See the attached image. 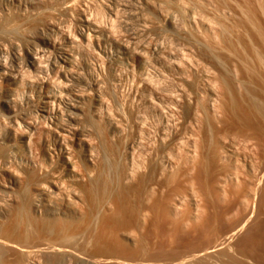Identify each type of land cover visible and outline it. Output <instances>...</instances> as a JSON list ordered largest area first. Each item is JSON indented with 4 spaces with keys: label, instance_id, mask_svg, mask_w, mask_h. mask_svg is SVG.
Listing matches in <instances>:
<instances>
[{
    "label": "rangeland",
    "instance_id": "1",
    "mask_svg": "<svg viewBox=\"0 0 264 264\" xmlns=\"http://www.w3.org/2000/svg\"><path fill=\"white\" fill-rule=\"evenodd\" d=\"M9 1H0V14L5 15H0L4 21L0 19V28L5 20H12L9 15L13 14L10 18H15L14 21L17 19L13 17L18 13L17 4ZM24 1L20 0L22 12L28 9L24 17L30 19L29 24L37 22L31 27L28 22L19 26L22 21L17 19L19 30L24 29L20 33L30 30L31 36L26 31L24 36L15 35L16 38L12 35L14 39L10 37L9 40L15 45L17 42L13 40L18 39L19 43L24 37L23 44L20 42L15 46L17 53L21 50V57L19 53L16 55L26 72L29 68L25 67V44L30 45L28 48L34 44V49L29 50L37 52L36 57L43 61L40 63L37 59L38 63L43 66L30 68L25 76L17 64L9 63L10 44L0 41V60L3 63L9 60L5 64L6 70L10 72L13 67L15 71L12 69L11 74L17 72L19 79L22 75L27 78L22 80L38 78H33L29 84L31 90L36 91L28 92L27 100L22 96L18 100L21 109L18 105L15 109L12 102L9 108L0 103V121L4 120L1 124H6L3 118L10 116L12 110L14 113L18 110L16 114L20 118L33 122L43 107L37 98L38 88L51 81L54 92L62 97V103L65 102L59 107L53 106V111L50 109L49 119L57 110L55 114L64 116L62 125L73 132L75 125L66 124L70 117L67 109L73 99H77L75 103L78 104L82 101L79 104L82 110L75 104L82 115H75L82 118L84 114L86 121H77L82 120L80 124L84 121L86 129L89 125L94 127L92 129L98 135L88 138L95 147L88 165L98 164L92 167L93 171L99 163L102 166L91 180L84 179L75 186L60 184L59 194L49 181L45 180L39 187L36 182L27 181L19 165L15 164L17 173L13 180L3 172L1 177L3 175L4 179L0 177V240L11 247L0 244V264H82L84 260L97 264H264V0H76L79 5L70 0L68 5L71 3V7L66 4L67 0H53V3L49 0L55 6L52 7L54 10L77 5L75 17L82 14L80 18L83 15L92 18V29L97 30L91 32V43L86 41L91 45L89 48H85L86 43L80 38L83 28L77 22L79 17L69 18L70 21L75 18L76 22L72 20L73 29H70L67 27L71 23L69 20V23L65 20L64 25L63 20L58 23L64 15L60 18L58 13L55 16L57 12L52 9L54 15L44 13L46 6L48 10L45 11L50 10L48 0H27L32 2L26 5ZM33 2H41V6ZM111 2L114 5L111 6ZM113 6H118L115 20L116 14L110 17V12H115ZM28 7L37 11L30 12ZM81 7L90 14L83 12ZM35 11L39 12L38 17H34L37 16ZM41 12L51 15L50 18L55 16L58 25H63L61 30L72 34L63 33L62 36L54 17L51 21L46 16L47 21L53 23L49 21L50 25H55L50 28L52 34L50 30L48 32L45 24L44 28L41 26V20L45 18L41 17L45 16ZM17 20L11 22L16 27ZM38 22L41 25L38 26ZM27 25L30 28L25 29ZM99 26L110 31L117 42L99 35ZM56 28L60 32L55 34L56 38H51ZM74 29L80 30L76 36ZM58 33L66 40L72 38L73 33L80 38L82 47L75 38L73 44L62 40L66 49L75 46V51L71 49L74 55L80 48H85L78 51L76 59L72 51L64 48V52L75 59L66 66L70 72L59 71L62 69L59 63L58 69H50L53 62L48 60L57 62L60 58L57 54L56 59V53L49 47L51 42L62 45ZM94 33L102 39L96 40ZM96 41L105 43L101 45ZM110 42H113L112 46ZM121 46L127 47L129 52ZM117 59H121V63ZM35 73L41 75L37 77ZM55 74L60 77L56 78ZM54 77L56 83L52 81ZM67 77L70 85L66 84ZM61 78L64 87L59 85ZM69 92L71 97L67 96ZM95 98H102L101 103ZM63 113L68 114V118ZM37 118L35 122H38ZM18 177L24 181H17ZM12 181H17L18 185ZM49 189L53 190L50 196ZM49 197L52 203L64 198L71 208L61 204L53 215L44 208L45 202L41 200H49ZM57 249L62 252L58 253Z\"/></svg>",
    "mask_w": 264,
    "mask_h": 264
},
{
    "label": "bare ground",
    "instance_id": "2",
    "mask_svg": "<svg viewBox=\"0 0 264 264\" xmlns=\"http://www.w3.org/2000/svg\"><path fill=\"white\" fill-rule=\"evenodd\" d=\"M1 1V0H0ZM4 1H6V0H4ZM14 2V3H16L15 5L17 6V11H18V13L16 14V16H15V14H14V16L13 17H16L17 19H19V20H21L20 22L22 23V24H19V21H18V23L16 24L17 25V27L16 26H14L15 24H12L13 22H15L13 19H15V18H10L11 16L8 14L10 11H11V9H14V8H11L10 9V11H8V15H9V19H12V20H5V24H3L2 22H1V24H3L2 25V27L0 28V41H6V43L8 42V44H10V46L9 47H11V48H9V47H7V48H9L10 50H11V56H10V61L9 60H7V61H9V63H11L12 64V66L13 65H16L17 64V66H19L20 67V64L18 63V56L16 55V51H17V47L16 46H18V44L20 43V42H22V40L24 41V37H23V39L21 38L20 40V42L18 43V39L16 40H13L14 39V37L12 36V35H16V36H19V37H22V35L24 36L25 35V32L27 31H24V34H21V33H23V28H22V26L20 27V28H22L23 30H19V26L20 25H23V23H24V25H26L25 23H27L28 22V24H29V18H27V16L26 17H24V15H25V12H27L28 11V9L26 10V11H23L22 12V9H21V7H20V5H21V3H20V0H10L9 2ZM22 1V0H21ZM27 1V0H26ZM26 1H24L23 3L26 5V3H29V2H32V1H29V2H26ZM55 1V0H54ZM57 1V0H56ZM80 1V0H79ZM78 1V2H79ZM45 2V1H44ZM46 2H50L49 0L48 1H46ZM69 2H71L70 0H67V2H66V4L68 5V3ZM74 3H76V0L75 1H73ZM72 2V3H73ZM76 3L77 5H79L80 4V2L79 3ZM82 2V1H81ZM84 2V1H83ZM7 3V2H6ZM20 3V4H19ZM34 3H36L37 5L39 4V3H41V2H33V4ZM48 3H46V4H48ZM52 3H53V0H52ZM57 4H58V6H59V1L58 2H56ZM56 3H55V5H56ZM62 3V2H61ZM115 3V5L117 4L116 2H114ZM45 4V5H46ZM50 4H51V2H50ZM49 4V6L51 7H49V11L48 12H46L48 9H47V6H46V8H45V10H44V13H49V12H51V14H53V11H51V9L52 10H54L52 7H55V6H52V4L50 5ZM76 4H74V6L76 5ZM5 5V4H4ZM7 5H8V3H7ZM14 5V4H13ZM28 6H29V4H27ZM40 5V4H39ZM42 5H43V3H42ZM54 5V4H53ZM63 6H64V4H62ZM62 5H60V6H62ZM76 5V7L75 8H70V9H75L74 11H72V10H70L68 7H65L64 6V8L63 7H58L59 9L58 10H54V12L56 13L57 12V14H55V16H57L58 15V13L60 14V15H58L59 17L62 15H64V18H62V19H59V18H57V19H59L58 20V23H59V21H64V23H63V25L65 24V20H67V22H68V20H69V18L71 19V17H75V15L73 14L74 12H76V8L78 9V6ZM87 5V4H86ZM112 5H114L113 4V2H111V6ZM34 7L36 6V5H33ZM41 6V5H40ZM68 6H73V5H71V3L68 5ZM85 6V5H84ZM88 6V5H87ZM86 6V7H87ZM5 7V6H4ZM7 7V6H6ZM5 7V8H6ZM25 7V6H24ZM32 7V6H31ZM38 7V6H37ZM37 7H35V8H37ZM43 7V6H42ZM42 7H38V8H42ZM90 7V6H89ZM113 7H115V6H113ZM8 8H10V7H8ZM29 8V7H28ZM57 8V7H56ZM63 8V9H62ZM80 8V7H79ZM83 7H81V9H82ZM109 8V7H108ZM107 8V9H108ZM118 9V6L117 7H115L114 8V10L115 9ZM15 9H16V7H15ZM14 9V10H15ZM33 9V8H32ZM80 9V10H81ZM89 9H91V7L89 8ZM88 9V10H89ZM107 9H106V11H107ZM110 9V8H109ZM108 9V10H109ZM116 9V10H117ZM29 10H30V8H29ZM34 10H36L37 11V9H33V10H30V12L31 11H34ZM39 10V9H38ZM83 10V12H85L84 11V9H82ZM86 10V9H85ZM87 10V11H88ZM116 10H115V12L114 11H111L110 12V17L112 18L113 16H114V14H116L117 12H116ZM35 11V12H36ZM39 11H41V10H39ZM93 11V10H92ZM105 11V12H106ZM13 12V11H12ZM11 12V13H12ZM71 12V13H70ZM79 12V11H78ZM81 12V11H80ZM114 12V13H113ZM14 13V12H13ZM28 13V12H27ZM39 13V12H38ZM37 12H36V14H37V16H34V17H38V14ZM41 13H43V12H41ZM40 13V14H41ZM43 13V14H44ZM86 14L87 13H89V12H85ZM84 13V14H85ZM99 13H101V11L99 12ZM104 13V12H103ZM107 13V12H106ZM24 14V15H23ZM30 14V13H29ZM29 14H26V15H29ZM35 14V15H36ZM70 14H73V15H70ZM76 14V13H75ZM80 14V13H79ZM90 14V13H89ZM91 14H92V12H91ZM1 15V14H0ZM32 15H34V12H33V14ZM45 16H43V15H41V17H45L44 19H46V20H44L43 18H42V20H41V22H43V24L41 25V23L39 24V22H38V26L39 25H41L42 27L44 26V24H45V26L44 27H46L47 29H48V32H49V30H50V28H54L55 27V25H53V26H51L50 25V22L52 21L51 19H52V17H54L53 18V20L55 19V16H53L52 15V17L50 18V16H48V14H44ZM97 15H102V14H98L97 13ZM105 15V14H104ZM2 16V15H1ZM46 16H48L49 17V19L51 20H49V21H47V19H48V17L46 18ZM66 16V17H65ZM68 16H70V17H68ZM81 16H82V14H81ZM80 16V17H81ZM87 16V15H86ZM89 16V15H88ZM87 16V17H88ZM116 17L114 18V20L117 18V14L115 15ZM2 17H5V15L4 16H2ZM28 17H32L31 19H34L33 18V16H28ZM68 17V18H67ZM77 17H79V15L77 14L76 15V17L75 18H77ZM79 17V18H80ZM87 17H85V15H83V17L82 18H77V19H79L77 22H79V24H80V26H82V28L83 29H81L82 31H83V33H80L81 35H80V38L82 39V42H85L84 44V46H86L85 48H89V46H91L90 45V43H91V41H89L90 39V37H93L92 35H91V32H94L95 30L94 29H96L95 27H94V29H92L93 27V24L91 25V21L90 20H92V18L89 16L88 18H89V20H88V18ZM98 17V16H97ZM96 16H95V18H97ZM100 17V16H99ZM108 17V16H107ZM7 18H8V16H7ZM40 18V17H39ZM39 18H38V20H39ZM61 18V17H60ZM65 18H67V19H65ZM75 18H74V20H75ZM91 18V19H90ZM103 18H104V16H103ZM0 19H2V18H0ZM6 19V18H5ZM76 19V20H77ZM94 19V18H93ZM98 19V18H97ZM110 19V18H109ZM35 20V19H34ZM37 20V19H36ZM73 20V19H72ZM72 20L70 21L71 23H70V25L73 23V22H75L74 20H73V22H72ZM113 20V21H114ZM2 21H3V19H2ZM13 21V22H12ZM40 21V20H39ZM56 21V22H55ZM96 21V24H98L97 22V20H95ZM94 21V22H95ZM4 22V21H3ZM12 22V23H11ZM37 22V21H36ZM36 22H32L33 23V25L35 26V23ZM54 22H55V24H57V26H59L58 25V23H57V20H54ZM66 22V24H68ZM112 22V21H111ZM16 23V22H15ZM32 23L31 24H29L30 25V27H31V25H32ZM52 23V22H51ZM61 24H62V22H60ZM18 24H19V26H18ZM53 24V23H52ZM75 24H76V22H75ZM75 24H73V25H75ZM78 24V23H77ZM79 24H78V26H79ZM32 25V26H33ZM36 25V26H37ZM62 25V26H63ZM67 26V27H70V29H73V28H71L72 27V25L71 26ZM94 25H95V23H94ZM37 26V27H38ZM61 26V27H62ZM98 26V25H97ZM29 26L27 25L26 27H25V29L26 28H28ZM29 27V28H30ZM41 27V28H42ZM43 27V28H44ZM61 27L59 26V28H60V30H61ZM34 28V27H33ZM59 28H58V30H57V28H56V30H54V32L55 33H53L54 34V36H50L51 38H56L55 37V34H57V32H60L59 31ZM74 28H75V26H74ZM77 28V27H76ZM79 28H81V27H79ZM78 28V29H79ZM97 28H99V29H101L100 28V26L99 27H97ZM35 29V28H34ZM33 29V30H34ZM68 29V28H67ZM32 30V29H31ZM36 30H38V28L36 29ZM42 30V29H41ZM52 30V29H51ZM50 30V31H51ZM69 30V29H68ZM67 30V31H68ZM94 30V31H93ZM97 30V29H96ZM20 31H22L21 33H20ZM29 31V35L31 36V31L30 30H28ZM27 31V32H28ZM35 31V30H34ZM43 31H45V30H42L41 32L44 34V35H46ZM62 32H61V34H62V36H63V29L61 30ZM65 31V30H64ZM70 31H72V30H70ZM74 33H75V36L77 35L76 34V32H80V30L79 31H77V30H75L74 29ZM36 32H38V31H36ZM46 32H47V30H46ZM66 32V31H65ZM73 32V31H72ZM69 34V35H71L70 34V32H66V33H64V34ZM74 33H73V36H74ZM99 33V35H101L102 37H104L105 39H109L110 41H112V40H114V42H117V41H115V39H112L113 37H112V34L110 33V31H107V29H101L100 30V32H98ZM28 33H26V35H27ZM49 34V33H48ZM51 34H52V31H51ZM51 34H49V35H51ZM58 34H60V33H58ZM61 34L60 35H58V36H60V38H58V39H61V41L63 40L64 41V43H65V41L66 42H68V43H70V44H73V43H75V39H76V41H78V43H79V39L80 38H76L75 36L73 37L72 36V38H70V37H68L67 38V40H66V38H61ZM94 34H97V33H94ZM29 35H27V36H29ZM79 35V34H78ZM91 35V36H90ZM15 36V37H16ZM26 36V37H27ZM48 36V35H47ZM96 36V35H95ZM95 36H94V38H95ZM10 37H13V39H11V40H13V42H15L16 44V46L15 45H13L12 44V41H10L9 39H10ZM65 37H67L66 35H65ZM102 37L100 38H98V34H97V37H96V40H97V38H98V40L99 39H102ZM17 38V37H16ZM28 38V37H27ZM43 38V37H42ZM42 38H41V40H42ZM45 38V37H44ZM43 38V39H44ZM73 38H75V39H73ZM94 38H91V40L93 39L94 40ZM103 38V41L105 40ZM26 39V38H25ZM40 39V38H39ZM49 39V38H48ZM47 39V40H48ZM133 39V38H132ZM136 39V38H135ZM134 39V40H135ZM27 40V39H26ZM30 40V39H29ZM45 40V39H44ZM50 40V42H51V40L52 39H49ZM92 40V41H93ZM54 41V40H53ZM56 41V40H55ZM57 41H60V40H57ZM63 41L61 42V44L63 43ZM90 42V43H87V42ZM95 41V40H94ZM100 41V40H99ZM136 41V40H135ZM9 42H11V43H9ZM35 42V41H34ZM97 43H100V42H98V41H96ZM105 42H107L106 40H105ZM105 42H103V44L105 43ZM109 42V41H108ZM134 42V41H133ZM133 42H131V43H133ZM2 43V42H1ZM4 43V45L6 44L5 42H3ZM2 43V44H3ZM25 43H27L28 44V42H25ZM39 43V42H38ZM45 43V42H44ZM53 42H51L50 44H51V46H49L50 47V50H52V52L53 53H56V59H57V54H58V58H59V62L57 61H54L55 59H53V60H50L49 59V56L47 57L49 60V63L52 61L53 62V65H52V67L50 66V69L52 70V71H54V70H56V68L58 69V67L56 66V65H58V63H59V68L60 67H62V69H60L59 71H61V70H63V69H66V71H69V70H67V67L66 66H69V65H71V62H72V59H74L76 56V54L78 53V51H79V53H80V49H82V50H85V48H80L79 46L81 45V47L83 46V44L81 43V41H80V45L79 46H76V47H79L77 50V53L74 55L73 53V50L75 51V46H74V49H73V47L71 48V49H73V50H71V49H66L65 47V45H61V46H57V44H59L58 42H57V44H55V43H53ZM67 43V44H68ZM112 43L113 42H110L109 44H111L110 46H112ZM136 43V42H135ZM22 44H23V42H22ZM29 44H31V42L29 43ZM33 44V43H32ZM47 44H48V42H47ZM76 44H77V42H76ZM75 44V45H76ZM88 44V45H87ZM93 44V43H92ZM101 45H103L102 43H100ZM99 44V45H100ZM109 44H106V45H109ZM116 44H119V42L118 43H116ZM130 44V43H129ZM34 45V44H33ZM32 45V46H33ZM35 45H36V43H35ZM44 45H46V44H44ZM56 45V46H55ZM78 45V44H77ZM114 45H115V43H114ZM120 45H123V44H120ZM134 45V44H133ZM26 46H27V48L30 46V45H26L25 44V48H26ZM32 46H31V48H32ZM65 46V47H64ZM70 46H72V45H70ZM93 46V45H92ZM94 46H95V44H94ZM125 46V45H124ZM123 46V47H124ZM1 48H2V45L0 46ZM5 47V49H7ZM22 47V46H21ZM23 47H24V45H23ZM45 47V46H44ZM48 47V48H49ZM97 47V46H96ZM95 47V48H96ZM116 47V46H115ZM115 47H114V49H115ZM118 47V46H117ZM122 46H121V49L123 48ZM134 47H136V46H134ZM23 49V50H25L26 52H25V54H26V57L25 56H23V57H25V67H27V68H29V70H30V68H38V67H41V66H43V65H39V63H38V60L40 61V63H41V59H39V58H37L38 57V54H37V52H35V53H33V52H31L29 49H31V48H28V49ZM36 48V47H35ZM66 50H70V51H72L71 53L74 55V58H72L73 57V55L71 56V54L69 53H65L64 51H65V49ZM94 48V49H95ZM100 48V47H99ZM4 49V48H3ZM2 49V50H3ZM4 49V50H5ZM8 49V50H9ZM32 49H34V47L32 48ZM31 49V50H32ZM39 49V48H38ZM47 49V48H46ZM97 49V48H96ZM105 49V48H104ZM121 49H118V50H121ZM123 49H126V51L127 52H129L128 50H127V47L125 48H123ZM37 50V49H36ZM35 50V51H36ZM41 50L42 49H40L39 51L41 52ZM43 50H44V48H43ZM81 50V51H82ZM100 50V49H99ZM117 50V49H116ZM1 51V50H0ZM19 52L21 51V50H18ZM18 52V53H19ZM23 52V51H22ZM44 52V51H43ZM47 52V51H46ZM46 52H44V53H46ZM51 52V53H52ZM67 52V51H66ZM84 52V51H83ZM82 52V53H83ZM86 52V51H85ZM5 53V52H4ZM17 53V54H18ZM24 53V52H23ZM23 53H22V55H23ZM39 53V52H38ZM78 53V54H79ZM82 53L80 54V55H77V56H81L82 55ZM87 53V52H86ZM120 53V52H119ZM118 53V54H119ZM126 53V52H125ZM7 54H9V53H7ZM42 54V53H41ZM48 54H49V52H48ZM84 55H86L85 53H83ZM88 54V53H87ZM104 54H105V52H104ZM123 54H124V52H123ZM123 54H121V55H123ZM19 55H20V53H19ZM44 55V54H43ZM43 55H40L41 57H45V56H43ZM47 55V54H46ZM50 56H53V55H51V54H49ZM83 55V56H84ZM120 55V56H121ZM4 56H5V54H4ZM37 56V57H36ZM55 56V55H54ZM3 57V56H2ZM1 57V58H2ZM7 57V56H6ZM19 57H21V55L19 56ZM5 58V57H4ZM7 58H9V56L7 57ZM54 58V57H53ZM120 58V57H119ZM21 59V58H20ZM38 59V60H37ZM76 59V58H75ZM74 59V60H75ZM24 60V58L21 60V62ZM43 60H44V58H43ZM117 60H119V59H117ZM121 60V59H120ZM119 60V61H120ZM7 61H6V63H7ZM115 61V60H114ZM122 61V60H121ZM121 61H120V63H121ZM4 62H5V60H4ZM20 62V61H19ZM24 62V61H23ZM23 62H22V65H23ZM43 62V61H42ZM44 62H45V60H44ZM52 62H51V64H52ZM57 63V64H55L54 65V63ZM75 63H76V61H74ZM6 63H3V60H0V103H2L3 105L4 104H6V106L9 108L10 106H9V104H11L10 102H12V106L16 109V107H17V105H18V100L20 99V97L22 96V97H24V98H22V99H28V92L30 93L32 90H34L33 88H32V90H31V87H29L30 85V82L32 81V79L33 78H35V77H32L31 78V81L28 79L27 81L26 80H22L23 78L24 79H27L26 77H23L22 78V76H20V79H19V76L17 77V75L16 74H18L17 72H16V74L14 75L13 73L11 74V70L13 69V67H12V69H11V67H8V68H10L11 70H10V72L8 71V69L6 70V67H5V64ZM47 63V62H46ZM49 63H47V64H49ZM117 63V62H116ZM119 63V64H120ZM19 64V65H18ZM43 64V63H42ZM47 64H46V66H47ZM78 64V63H77ZM114 64V63H113ZM118 64V65H119ZM8 65V64H7ZM21 65V66H22ZM45 65V64H44ZM62 65V66H61ZM73 65V64H72ZM76 65V64H75ZM74 65V66H75ZM82 65V64H81ZM115 65V64H114ZM10 66V65H9ZM17 66H15V67H17ZM45 66V68L47 69V67ZM77 66V65H76ZM83 66V65H82ZM112 66V65H111ZM64 67V68H63ZM71 67V66H70ZM21 68V67H20ZM44 68V67H43ZM48 68H49V66H48ZM71 68H73V66L71 67ZM78 68V67H77ZM17 69H19L18 67H17ZM22 70H24V72H25V74L29 71L28 69H27V72L25 71L26 69H23V68H21ZM20 69V70H21ZM42 69V68H41ZM49 69V71H51ZM69 69V68H68ZM115 69H117V68H115ZM43 70V69H42ZM8 71V72H7ZM15 71V69H13V72ZM31 71V70H30ZM35 71V70H34ZM44 71V70H43ZM46 71V70H45ZM45 71H44V73H45ZM47 71H48V69H47ZM46 71V72H47ZM52 71H51V73H52ZM58 71V70H57ZM64 71V70H63ZM63 71H61V72H63ZM75 71V69L73 70V72ZM20 72V71H19ZM22 72V71H21ZM35 72H39V70H36ZM42 72V71H41ZM60 72V73H61ZM70 72V71H69ZM81 72V71H80ZM32 73V72H31ZM31 73H29V75L31 74ZM53 73H55V72H53ZM76 72H74V74H75ZM24 74V73H23ZM24 74V75H25ZM33 74V73H32ZM58 74H59V72H58ZM58 74H57V76H56V74H55V76H56V78L58 77ZM62 74V73H61ZM64 74V73H63ZM62 74V75H63ZM70 74H72L73 75V73L71 72ZM77 74V73H76ZM79 74H81V73H79ZM19 75V74H18ZM20 75H21V73H20ZM41 75V73L40 74H38V76H40ZM49 75V74H48ZM65 75V74H64ZM68 75V72H67V74H66V76ZM25 76H27V74L25 75ZM34 76H37L36 75V73L34 74ZM37 76V77H38ZM50 76V75H49ZM51 76H52V74H51ZM66 76H65V78H64V76H63V79H66ZM70 76V75H69ZM75 76H77V75H75ZM98 76V75H97ZM111 76V75H110ZM109 76V77H110ZM113 76V75H112ZM42 77H44V76H42ZM60 77V76H59ZM58 77V78H59ZM62 77V76H61ZM71 78H72V76H70ZM74 77V76H73ZM100 77V76H99ZM99 77H98V79H99ZM22 78V79H21ZM55 77H54V79L52 80V81H54L55 79H56ZM68 79H67V85L69 84V82L68 81H70L69 80V77H67ZM101 78V77H100ZM113 78V77H112ZM111 78V79H112ZM116 78V77H115ZM115 78H114V80H115ZM36 79V78H35ZM38 79V78H37ZM36 79V80H37ZM62 79V78H61ZM63 79L61 80L62 82L59 84V85H61V86H63L64 87V83H63ZM75 79H76V77H75ZM109 79V78H108ZM34 80V79H33ZM46 80V79H45ZM49 80H50V78H49ZM80 80H81V77H80ZM83 80V79H82ZM81 80V81H82ZM97 80V79H96ZM101 80V79H100ZM106 79H104L103 81H105ZM29 81V83L28 84H26V82H28ZM59 81V80H58ZM76 81V80H75ZM75 81H73L72 83H74ZM85 81V80H84ZM99 81V80H98ZM98 81H95V82H98ZM113 81V80H112ZM35 81H33V84H35L34 83ZM38 82V81H37ZM36 82V83H37ZM60 82V81H59ZM59 82H57V83H59ZM79 82V81H78ZM86 82V81H85ZM101 82V81H100ZM42 83V82H41ZM49 84H45V83H42L41 85H42V87L40 86H37V87H39L38 88V91H37V94H38V100L41 102L40 104H42L43 105V107H41V109L39 110L40 111V113H38L37 111V113H38V118H37V121L39 122H35L36 121V117L33 119V122H32V120H30V122H29V120H25V119H27V118H20L16 113L18 112V110H16L15 112L16 113H14V111L12 110V114L9 116H4V117H6V118H3V116L1 117V118H3V119H6V124L4 123V124H1V122L3 123V121L4 120H1L0 121V177H1V174H3V172H4V174H5V172L7 173V176H8V178H10L11 180H13V176L14 175H16V174H14L15 172L17 173V170H16V166L17 165H19V169H21V171H22V173H23V176L27 179V181H30V182H32V183H34V182H36V186L37 187H39V185L41 186V184L46 180V181H49V183L50 184H52L53 186H54V189H55V191H57L58 192V194H59V192H60V190H59V186H60V184H67V185H69V186H75V185H77V184H79L80 183V181H82V180H84V179H88V180H91L92 179V176H93V174L95 173V171L96 170H98L99 168L98 167H101L102 166V163H99L100 165L98 166V167H96V170L95 171H93L92 169V167H95L94 165H96L95 163H94V165L91 167H89V165L91 164H89V162H91L92 161V155H93V152H94V150H95V147H94V145L93 144H91V142H90V140L92 139V138H97V131L96 130H94L95 128L94 127H92V126H88V129H86V127H87V125L84 123V121H86V120H84L83 118H85L86 116H84V114H83V117L82 118H78V117H76L77 115L78 116H80V115H82V114H79L80 112H82V111H80V109H81V107H79V104H82L81 102H79V104L78 103H75V101H77V99H76V97H72V98H75L76 100H74L73 99V101L74 102H71V103H74V104H71V103H69L70 105V108H68L67 110H68V112L70 113V117H69V121L67 120V125H68V123H70V126L72 125H75V126H73V127H75V128H73L74 129V131L73 132H70L69 130L67 131L66 130V128L64 127L65 125H62V119L64 118V116L61 118V113L59 114V113H57V114H55L54 112L55 111H57V110H55L54 112H53V116H51V118L49 119V111H50V109H51V111H53L52 110V108H54L53 106H57V107H59L60 106V104L62 103L61 102V96H58L54 91V87L52 86V85H50V83H51V81H49L48 82ZM54 83H56L55 81H54ZM32 84V85H33ZM43 84H45V86H43ZM62 84H64V85H62ZM71 84V83H70ZM69 84V85H70ZM78 84V83H77ZM85 84V83H84ZM83 84V85H84ZM97 84V83H96ZM102 84H104L103 82H102ZM101 84V85H102ZM36 85V84H35ZM37 85H40V83L39 84H37ZM57 85V84H56ZM55 84H54V86H56ZM79 85V84H78ZM80 85H82V84H80ZM4 86V87H3ZM94 86V85H93ZM33 87V86H32ZM62 87V88H63ZM70 87L71 86H69L68 87V89H70ZM75 87V86H74ZM79 87V86H78ZM81 87V86H80ZM101 87V86H100ZM103 87V86H102ZM101 87V88H102ZM35 88V87H34ZM66 86H65V90H66ZM83 88H85V87H83ZM92 88V87H91ZM60 89V88H59ZM75 89V88H74ZM78 89V88H77ZM76 89V90H77ZM80 89V88H79ZM90 89V88H89ZM99 89V88H98ZM56 90H58L57 88H56ZM64 90V89H63ZM72 90V89H71ZM75 90V91H76ZM96 90V89H95ZM34 91H36V90H34ZM80 91H82V90H80ZM91 91V90H90ZM93 91V90H92ZM91 91V92H92ZM59 92V91H58ZM66 92H68V90L66 91ZM77 92V91H76ZM86 92H88V91H86ZM98 92V91H97ZM102 92V91H101ZM101 92H99V93H101ZM32 93V92H31ZM81 93H83V92H81ZM98 93V94H99ZM33 94H35V92L33 93ZM59 94V93H58ZM69 94H70V92L68 93V97H71V96H69ZM85 94H87V93H85ZM96 94V93H95ZM98 94L97 95H95V96H98ZM101 94H103V93H101ZM36 95V94H35ZM60 95H64V93L62 94V92H60ZM76 96H79L80 95V93H79V95L78 94H75ZM83 95V94H82ZM104 95V94H103ZM30 96H32L31 94H30ZM64 96H66V95H64ZM63 96V97H64ZM84 96H86V95H84ZM101 96V95H100ZM33 97V96H32ZM31 97V98H32ZM81 96H79V98H80ZM65 98V97H64ZM78 98V97H77ZM99 98V97H98ZM97 98V99H98ZM82 99V98H81ZM84 99V98H83ZM96 99V98H95ZM96 99V100H97ZM21 100V99H20ZM25 100V101H26ZM30 100V99H29ZM29 100H28V102H29ZM38 100H36V101H38ZM66 100H68V98H66ZM100 99H98V101H99ZM101 100H102V98H101ZM101 100H100V103H101ZM35 101V100H34ZM64 101V100H63ZM97 101V102H98ZM65 102V101H64ZM63 102V103H64ZM20 103H21V101H20ZM62 103V104H63ZM103 103V102H102ZM28 104V103H27ZM35 103H33V105H34ZM39 104V103H38ZM67 104V103H66ZM75 104H77V107L78 108H80L79 110H78V108L76 107V105ZM98 104H99V102H98ZM21 105V104H20ZM32 105V104H31ZM42 105H40V106H42ZM59 105V106H58ZM68 105V104H67ZM72 105H74V106H72ZM102 105V104H101ZM100 105V106H101ZM104 105V104H103ZM102 105V106H103ZM5 106V107H6ZM26 106V105H25ZM36 106V105H35ZM39 106V105H38ZM64 106V105H63ZM72 106V107H71ZM24 107V106H23ZM34 107V106H33ZM56 107V108H57ZM8 108H6V109H8ZM12 108V107H11ZM18 108H19V105H18ZM29 108V107H28ZM36 108H38V107H36ZM55 108V109H56ZM61 108H63L62 106H61ZM66 108V107H65ZM19 109H21V107L19 108ZM22 109H24V108H22ZM31 109V108H30ZM60 110H62L63 111V109H59V111ZM65 110V109H64ZM67 110H66V112H67ZM82 110V109H81ZM11 111V110H10ZM62 111H60V112H62ZM58 112V111H57ZM64 112V111H63ZM24 114V113H23ZM33 114V113H32ZM75 114H77V115H75ZM94 114H96V112L95 113H93V115ZM35 115H36V113H35ZM52 115V114H51ZM63 115H66V113L64 114L63 113ZM68 115V114H67ZM67 115H66V117H67ZM71 115H75V117H71ZM86 115V114H85ZM30 117H33V116H30ZM92 117H94V116H92ZM68 118V117H67ZM29 119V118H28ZM31 119V118H30ZM39 119V120H38ZM77 119H83L84 121H83V123L85 124V125H83V123L82 124H80L79 122L80 121H82V120H79V122L77 121ZM35 120V121H34ZM65 120V119H64ZM27 121V122H26ZM88 122L89 121H87V124H88ZM90 122H92V121H90ZM65 123V122H64ZM92 125H93V123H92ZM94 126V125H93ZM67 127V126H66ZM70 130L72 129V128H70V127H68ZM67 128V129H68ZM92 128H94V129H92ZM92 137V138H91ZM88 138H91L90 140L88 139ZM89 140V141H88ZM104 158H105V156H104ZM103 158V159H104ZM91 159V160H90ZM101 159V158H100ZM104 160H106V159H104ZM99 162V161H98ZM96 163H97V161H96ZM15 164H16V166H15ZM89 164V165H88ZM98 165V164H97ZM96 165V166H97ZM17 169H18V167H17ZM95 169V168H94ZM21 171H20V173H21ZM97 172H99V171H97ZM19 173V174H20ZM21 173V174H22ZM96 174H100V173H96ZM21 176V175H20ZM23 176H21V178H23ZM4 176L2 175V177H1V179H4L3 178ZM1 179H0V181H1ZM10 179H8V180H10ZM7 180V181H8ZM21 180V179H20ZM19 180V177H18V179H17V181H20ZM23 180V179H22ZM22 180H21V182H22ZM17 181L15 182V181H12L13 183H14V185L17 183ZM24 181V180H23ZM25 182H26V180H25ZM30 182L28 183V184H30ZM9 183H10V181H9ZM20 183V182H19ZM47 183V182H46ZM45 183V184H46ZM7 184V183H6ZM11 184V183H10ZM9 184V185H10ZM38 184V185H37ZM3 185V184H2ZM12 185V184H11ZM16 185H18V183L16 184ZM43 185H44V183H43ZM5 187V186H4ZM6 187H7V185H6ZM5 187V188H6ZM0 188H1V184H0ZM8 188V187H7ZM10 188H12L11 186H10ZM70 188V187H69ZM9 189V188H8ZM41 188H39V191H43V189H41ZM53 189V188H52ZM50 190L49 189V192L51 191V193H49L48 192V196H50V195H52V191L53 190ZM2 190V189H1ZM45 190V189H44ZM4 191V190H3ZM11 191V190H10ZM38 191V192H39ZM2 192V191H1ZM7 192V191H6ZM45 192V191H44ZM10 193H12V192H10ZM54 193V192H53ZM42 194H43V192H42ZM57 194V193H56ZM56 194H54V195H56ZM57 194V195H58ZM47 195H44V196H47ZM59 196V195H58ZM51 197H53V196H51ZM51 197H49V200H46L45 201V197L44 198H40L42 201L44 200V204H41L40 206H42V205H44L43 207L44 208H48L49 209V212L50 213H54V212H56L58 209V207L61 205V204H63V205H65V207H68V208H71V204L68 202V201H66L64 198H63V200H57V201H59V204L57 203V201L55 200V198H57V197H55L52 201H54L53 203L50 201V198ZM48 199V198H47ZM62 199V198H61ZM35 200V199H34ZM37 200V199H36ZM35 200V201H36ZM35 201H34V203H35ZM38 201V200H37ZM56 202V203H55ZM37 203V202H36ZM39 203H41L40 201H39ZM43 203V202H42ZM36 205V204H35ZM36 206H39V205H36ZM35 207V206H34ZM41 209H42V207H40ZM52 213V214H53ZM54 215V214H53ZM2 239V238H1ZM6 242L5 241H3V240H0V244H4L6 247H11L10 246V244L8 245V244H5ZM3 245V246H4ZM58 250V249H57ZM62 252V250H58V253H61ZM42 253H44V254H46L45 252H42ZM76 259V258H75ZM78 259V258H77ZM79 260V259H78ZM81 263L82 264H97L96 262H93V261H88V260H84V261H81Z\"/></svg>",
    "mask_w": 264,
    "mask_h": 264
}]
</instances>
